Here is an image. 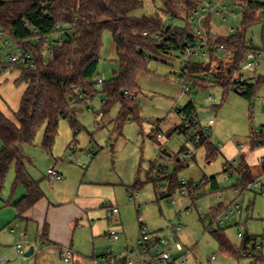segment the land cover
<instances>
[{
	"label": "rangeland",
	"instance_id": "1",
	"mask_svg": "<svg viewBox=\"0 0 264 264\" xmlns=\"http://www.w3.org/2000/svg\"><path fill=\"white\" fill-rule=\"evenodd\" d=\"M256 1L264 3V0ZM212 2L215 5L218 0ZM222 3L227 5L231 12L235 11L237 17L228 15L223 21L213 14L211 31L217 36L226 37L241 27L243 10L236 7L233 0H222ZM161 9V0H144V8L133 15L137 17L151 15L160 12ZM205 15H207L205 12H200L195 16L196 21H191L193 32L200 26L198 23L200 18ZM164 24L171 25V19L164 18ZM176 26L181 27L183 24L177 23ZM58 38L59 35H53L49 41ZM247 39L254 48L263 49L264 25L249 29ZM112 44L111 34L106 32L98 71L99 76L105 81L111 80L113 72L117 70L115 63L117 56L109 55ZM147 57H151L147 69L137 80L141 91L136 99L141 123L129 121L121 134L116 133L115 120L120 110V107L116 106L108 116L101 118L98 126V114L102 110L103 97L96 95L93 99L76 106L78 110L76 120L80 125L78 133L69 120L60 121L51 153L43 148L44 126L38 131L34 145L23 146L28 159L27 171L36 181H44L48 176V170L57 165L65 171L63 172L65 179L70 177L69 174L76 179L81 175L96 183L113 185L116 190L125 234L116 243L103 236L105 230L110 231L115 225L109 221L107 209L101 208L100 214L95 218V224L98 226L96 238L92 236L89 227L76 229L74 243L82 252L79 251L80 254L75 252V257L69 264H96V260L99 264H105L101 258L109 249L119 256L128 251V248L136 249L131 259L134 264H139L140 259H143L138 246L141 238L139 227L141 221L148 226L150 233L169 240V244L163 246L161 251H170L176 261L175 264H251L248 259H237L222 252L210 229L224 228L230 243L240 250L243 240L238 234L246 233L247 229L243 225H234L233 217L221 216L224 224L216 223L214 210L220 204L216 195L222 193L225 200L230 198L229 190L237 184L238 177L234 173L236 166L232 161L233 178L227 175L226 160L235 155L233 160L238 162V153L243 152L241 147L247 151L251 163L260 159L262 147L254 150L250 147L255 140L254 135L264 129V88L259 90L251 101L244 99L234 90L228 93L220 88L206 92L194 91V102L202 124L207 126L210 120L215 122V125L209 128L210 140L220 153L216 158L208 160L204 147L197 146L184 134L174 133V129L181 125L177 111L189 102V99L182 95L183 88L179 81L184 57L180 52L176 53L174 58L163 59L149 54ZM220 61L227 63L229 56L223 53ZM19 75L20 72L14 71L0 78V108L10 119L19 109L26 88L25 85L15 84ZM262 76L263 63L256 73V77ZM209 96L217 99L216 108L206 101ZM156 124H159V131L163 135V139L157 141L152 138ZM184 153L190 154L193 160L181 169L176 157L181 158ZM160 172L169 178L193 182L196 187L200 186V189L192 194L187 192L185 195L179 189L171 197L159 200L161 189L165 188L167 192L170 185L169 180L157 179ZM149 177L152 180L148 183ZM213 177L219 184L218 190L215 191L209 183ZM14 182L13 168L0 198V236L4 239L3 251L6 252L5 255L0 253V264H66L59 254L38 255L37 250L30 258L20 255L17 249L19 243L26 252L34 244L38 249L42 245L32 240L34 239L32 234H28L29 237L25 239L20 229L16 230L20 236L19 242L16 243L13 239L16 235L12 233L9 225L15 227L19 224L13 222L16 219V210L8 201L12 197L17 200L26 194L22 186L14 191ZM51 184L49 186H57L58 182L51 181ZM138 185H142L143 188L138 189L139 195L132 198V190ZM243 216L245 219V212ZM179 226L181 230L177 237L182 249H178V244L174 242L173 228ZM248 231L251 235L262 234L264 230L260 223L254 226L249 223Z\"/></svg>",
	"mask_w": 264,
	"mask_h": 264
},
{
	"label": "trees",
	"instance_id": "2",
	"mask_svg": "<svg viewBox=\"0 0 264 264\" xmlns=\"http://www.w3.org/2000/svg\"><path fill=\"white\" fill-rule=\"evenodd\" d=\"M207 1L161 0L160 12L137 17L133 14L144 8V0H0V31L11 37L15 46L31 51L34 57L32 67H15L10 71L20 72L15 84L26 87L13 118H8L0 108V198L7 177L14 168V191L21 186L26 191V195L13 204L18 218H22L44 196L41 182L34 180L27 171L28 159L23 146L34 145L38 131L44 126L43 148L51 153L60 121L69 120L78 133L80 125L76 120V106L96 95L103 97V116H108L116 106L120 107L115 120L116 133L121 134L129 121L141 123L136 100L141 91L137 80L147 69L151 58L147 54L163 59L174 58L181 51V43L193 39L192 18ZM233 1L236 7L243 10L241 27L223 37L212 33V16L204 21L210 40L209 60L191 63L190 82L193 88L201 92L213 88L223 89L226 93L234 90L251 101L264 88V76L255 77L244 84L242 92L233 88L232 81L240 72L248 52L257 50L249 46L247 31L264 25V3L256 0ZM164 18L177 19L183 26H176L172 32V24L165 25ZM106 32L111 34L116 47L117 70L113 72L112 79L104 80L99 88L97 77ZM53 35H60L62 42L57 39L50 41L52 50L49 53L47 40ZM223 53L229 56L227 63L220 61ZM208 77L209 81L206 80ZM182 111L191 122L196 119L197 109L193 102L189 101ZM154 133L152 138L157 141V132ZM174 133L185 135L186 130L179 126ZM254 137L252 150L264 146V135L255 134ZM196 145L205 148L208 160L219 154L210 137ZM176 160L181 169L187 164L179 156ZM237 168L244 172L246 179H250L243 156ZM157 179L169 180L170 183L166 194L159 192V200L171 197L182 187L179 180L169 178L162 172ZM150 180L152 178L149 177L148 183ZM209 183L212 190H218L216 178H211ZM199 189L200 186L189 182V194ZM224 210L221 205L215 208V221ZM210 231L221 251L237 259L242 258V253L250 245L262 239L245 233L238 250L228 240L225 229L211 227Z\"/></svg>",
	"mask_w": 264,
	"mask_h": 264
},
{
	"label": "built area",
	"instance_id": "3",
	"mask_svg": "<svg viewBox=\"0 0 264 264\" xmlns=\"http://www.w3.org/2000/svg\"><path fill=\"white\" fill-rule=\"evenodd\" d=\"M200 12H205L207 15L202 16L200 20L198 21L199 27L196 29L195 32H193V39H186L181 43V51L180 54L184 57V63L182 64V73L180 75L179 81L182 85V95L186 96L190 102H194V96L195 92H197V89L193 88L192 83L190 82L191 79V73H190V65L191 63H204L209 60L210 55V44H209V35L206 32L204 21L212 16L213 14H216L219 18H221L223 21L226 20V16L231 15L232 17H237V14L235 11H230L227 5H224L222 3V0H218V2L214 5L212 0L207 1L203 7L200 9ZM197 13V14H198ZM196 14V15H197ZM195 15V16H196ZM195 16L192 18V21L195 22ZM264 19V16H263ZM178 23L177 19H171V31L176 30V24ZM60 36V35H59ZM57 40L61 41V38H58ZM13 40L11 37H9L6 33L3 31H0V78L8 73L15 67H23V68H30L34 64V57L31 51L25 50L22 47L15 46ZM264 43V39H263ZM250 47H253L251 43H249ZM47 50L50 53L51 49V42L47 40ZM221 50H223V47H221ZM264 64V50L263 49H257L256 51H249L245 62L241 66L240 72L234 77L232 81L233 88L242 92L243 85L246 83H249L251 80H254L256 77V73L258 71V68ZM253 76V77H251ZM255 76V77H254ZM209 81V77L206 79ZM97 86L100 88V86L103 84L104 80L98 76L97 77ZM207 102L211 103L213 108H216L217 99L214 97L209 96L206 99ZM196 105V104H195ZM264 106V101H263ZM184 108V107H183ZM183 108H181L179 111H177L180 121H181V127L186 130V137L188 140L199 144L203 142L204 140L208 139L210 137L209 128L215 125V122L213 120H210L208 122L207 126H204L202 124V121L197 114L196 111V119L191 122L189 118L186 116V114L182 111ZM103 117V113L100 112L98 114V123L97 125H100V120ZM159 130V124H156V132L159 139H163V135L161 132H158ZM257 135H264V129L262 132H257ZM2 149V144L0 142V151ZM182 161L186 163H190L193 158L190 154L184 153L182 157L180 158ZM264 163V160H262ZM236 165L237 162L232 161ZM231 168H233L231 161L228 163V165L225 166V171L231 173ZM48 177L52 181H61L62 176L54 169L50 168L48 170ZM181 188L180 190L183 195H185L187 191V187L189 182L186 180L180 181ZM235 196L237 197L227 208H225L224 212L217 218L216 223L218 222L220 225H223L224 222L220 218L221 216H225V218H241L243 215V207L239 203V197L246 193V192H255L261 197L264 198V176L261 178H257L255 180L245 182L240 181L236 185V187L233 189ZM161 193L165 194L166 190L165 188L161 189ZM139 193L137 191H132L131 197L134 198L135 196H138ZM217 200L219 202H223V194L218 193L216 195ZM107 214L109 221L115 225L114 228H112L110 231L106 233V238L112 242L116 243L120 241L121 234L116 229L119 225V216H120V210L117 206L114 205H107ZM181 230L180 226L177 228H173L174 232V242L176 245L178 244V249H182V245L177 240V233ZM245 233L239 232L238 236L240 239L244 238ZM169 244V240L165 238L159 237L155 233H150L148 227L143 224L141 228V238L138 241L139 246V254L142 256L143 259H140L139 264H175V260L173 259V256L171 255L170 251H161V248L163 246H166ZM17 249L20 253V255H24L25 251L23 249L22 245H17ZM73 257V251L71 249H66L63 251L61 258L66 263L69 264ZM243 259L250 260L251 264H264V239H260L257 241L254 245H250L249 249H247L245 252L242 253ZM101 260L105 264H134L131 257L124 256V255H115V253L112 250H108L106 254H104L101 258ZM96 264H99V261H95Z\"/></svg>",
	"mask_w": 264,
	"mask_h": 264
},
{
	"label": "crops",
	"instance_id": "4",
	"mask_svg": "<svg viewBox=\"0 0 264 264\" xmlns=\"http://www.w3.org/2000/svg\"><path fill=\"white\" fill-rule=\"evenodd\" d=\"M110 49L112 51L109 52V55L114 54L115 56L116 47L114 42ZM178 127L179 126H177L174 130H176ZM241 149L243 152L238 153V162L233 160V158L235 159V155L233 158L226 160L227 163L230 161L237 162L235 165L236 168L234 167V173L237 174L238 177L237 184L240 181L249 182L263 177L264 163L262 160H264V147L262 146V150L259 153L260 159L255 163H251L249 161L245 148L241 147ZM218 152L220 153L219 149ZM242 156L244 159V164L247 166L248 171L250 172V179H246L244 172L237 168L239 167ZM52 168H54L62 176V180L58 181L57 186H49L52 180L48 176L45 177L44 181H39L41 182L40 188L44 194L43 198L40 199L31 210L25 213L22 218H18L16 212V219H14L13 222L15 224L18 223L20 227H13V225H9V228L11 229L12 233H15L16 235L13 238L16 243H18L20 240V236L17 235V229L21 230V234L25 235V239L29 237L28 234H32L34 238L32 240H34L36 243L40 242L42 246L39 249L37 248V245L34 244V254L37 253L38 250V255L43 253L50 255L59 254L61 257L64 250L71 249L73 251V260L75 257V252H82L81 249L74 243L76 229L89 227L91 229L92 236L96 238V234H98V226L95 224V218L98 214H100L99 210L101 208H106L107 205L117 206L120 210V206L118 204L117 195L115 192L116 190L113 185L96 183L81 177V175L76 179V177H73L69 174L70 177L65 179V171L62 169V167L59 168L57 165H54ZM225 172L229 177L233 178L234 173H229L227 171ZM237 184L230 188V198L227 200L223 198V202L219 204L223 206V208H227L237 198L233 191ZM142 188V185H138V187L134 188L132 191H137L138 189ZM25 195L26 194L22 195V197L17 200L16 198L12 197L8 201V204L10 203L9 205L13 206V204L19 202ZM239 203L242 205L243 210L246 213V217L245 219L244 216L241 218H234V225H243L247 229L246 234L251 237H261L264 239V231L262 234L252 233L251 235L248 231L249 223H252L253 226L257 223H260L264 230V198L255 192H246L239 197ZM119 221L120 223L118 225V229H116L119 231L121 236H123L125 231L123 228L121 211ZM143 224L144 222L141 221L139 226L140 232ZM108 230L109 229L104 231L103 236L105 238ZM3 244L4 239L0 236V253L5 255L6 252L3 251ZM127 250L128 251H125L123 255L131 257L136 249L128 248ZM80 252L78 254H80Z\"/></svg>",
	"mask_w": 264,
	"mask_h": 264
},
{
	"label": "water",
	"instance_id": "5",
	"mask_svg": "<svg viewBox=\"0 0 264 264\" xmlns=\"http://www.w3.org/2000/svg\"><path fill=\"white\" fill-rule=\"evenodd\" d=\"M33 254H34V248L32 247V248H30V250H28V251L24 254V257H26V258H30V257L33 256Z\"/></svg>",
	"mask_w": 264,
	"mask_h": 264
}]
</instances>
